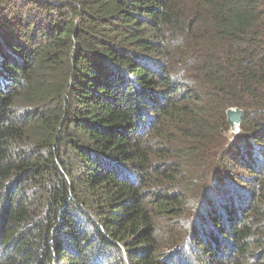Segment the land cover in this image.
<instances>
[{
	"label": "trees",
	"instance_id": "trees-1",
	"mask_svg": "<svg viewBox=\"0 0 264 264\" xmlns=\"http://www.w3.org/2000/svg\"><path fill=\"white\" fill-rule=\"evenodd\" d=\"M0 264H264V0H0Z\"/></svg>",
	"mask_w": 264,
	"mask_h": 264
},
{
	"label": "water",
	"instance_id": "water-1",
	"mask_svg": "<svg viewBox=\"0 0 264 264\" xmlns=\"http://www.w3.org/2000/svg\"><path fill=\"white\" fill-rule=\"evenodd\" d=\"M244 118V111L238 108H232L227 111L228 124L231 128V132L236 135V137L241 132V124Z\"/></svg>",
	"mask_w": 264,
	"mask_h": 264
},
{
	"label": "rangeland",
	"instance_id": "rangeland-1",
	"mask_svg": "<svg viewBox=\"0 0 264 264\" xmlns=\"http://www.w3.org/2000/svg\"><path fill=\"white\" fill-rule=\"evenodd\" d=\"M228 138H229V140H234L235 138H236V135L235 134H233L232 132H231V130H230V132H229V134H228Z\"/></svg>",
	"mask_w": 264,
	"mask_h": 264
}]
</instances>
